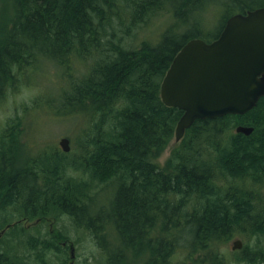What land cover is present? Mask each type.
Here are the masks:
<instances>
[{
    "label": "trees",
    "instance_id": "16d2710c",
    "mask_svg": "<svg viewBox=\"0 0 264 264\" xmlns=\"http://www.w3.org/2000/svg\"><path fill=\"white\" fill-rule=\"evenodd\" d=\"M9 1L12 13L0 30V99L38 60H51L69 81L70 119L83 124L65 177L60 153L16 165L20 118L8 123L0 135V231L19 235L22 218L67 214L101 244L98 264L130 257L143 264H263L264 97L243 115L195 120L167 159L159 158L182 115L160 98L173 58L187 41L215 39L230 15L264 7V0ZM217 12L212 34L206 25ZM163 15L172 21L156 42L129 46L127 38ZM239 125L253 132L236 133ZM89 177L115 179L107 204L86 191ZM104 219L115 233L108 242ZM53 235L65 238L59 230ZM236 235L255 239L257 248L245 245L230 262L219 246ZM34 239L25 240L30 249L48 248ZM3 248L0 264H13L10 247Z\"/></svg>",
    "mask_w": 264,
    "mask_h": 264
},
{
    "label": "rangeland",
    "instance_id": "374dc122",
    "mask_svg": "<svg viewBox=\"0 0 264 264\" xmlns=\"http://www.w3.org/2000/svg\"><path fill=\"white\" fill-rule=\"evenodd\" d=\"M11 13L12 6L10 1L0 0V30L4 26L3 24H5L6 16H10ZM219 16L220 13L217 12L206 25L207 30L212 34H215L220 26ZM171 21L172 17L169 15L152 18L147 25L141 26V28L135 32V36L127 38L128 43H130L129 46H136L142 40L156 42ZM17 83V87L9 89L6 95L0 99V135L5 133V128L8 123L14 122L15 118L19 117L21 122L19 129L22 131L19 134V139L14 144L16 165H30L36 158H38V160L41 159L44 153H48L49 156L60 153V160L62 162L59 163L68 165L70 162H73L77 157L75 139L79 137V135L81 136L80 131L83 122L81 117L72 120L70 119V114H68L69 109L67 108L65 100V93H67L69 89L68 79L63 78L60 72L49 61L38 60L33 70ZM35 101L37 102L35 103ZM61 138H69L71 148L68 153L64 152L58 145ZM180 141L176 142L174 137L171 139L159 158L161 163L167 159L171 149L176 147ZM52 149H54V151ZM24 153L26 155H23ZM29 153L31 155H29ZM31 160L32 162H30ZM62 175L67 177V167L63 170ZM86 181L88 185L86 191L91 195L98 193L96 200L99 201L101 205L107 204L113 197L114 187L116 185L115 179L99 183L97 179L93 180L89 177ZM34 220L20 223L21 227L25 229L26 224L34 223L32 229H26L29 230V232L24 231L26 233H31L32 236H29L30 234L16 235L13 233H5L0 238V240H2V242H0V252H5L4 246L7 250L10 247V252H18V254L26 253L25 262V258L19 257L18 259L17 257H13V261L17 264H98V262L102 260V246L95 239L96 237L90 231L91 229L88 230V228L79 227L69 215H60L59 217L52 215L45 217L43 220ZM103 226L104 229L109 231V235L107 232H101L104 235L107 234V236L102 237L103 240L108 242L114 239L115 233L112 224L104 222ZM57 230L65 236V238L59 237L60 241L67 242L68 246L66 251L58 246L61 250L55 251L54 257H52L51 253L47 254V249L43 247L40 248V245L38 246L39 252L37 254L34 249H30L29 246L25 244V240L29 241L30 237L50 243L54 240L53 233ZM56 238L58 237L56 236ZM238 239L242 240L243 246L247 245L252 248H257L255 239L251 240L247 236L236 235L231 240L219 246L220 252L223 253V256L227 255L229 261L236 255H240L239 252H233L231 250L233 241ZM98 240H101V238H98ZM69 245H71L73 249V260L69 259ZM22 248L28 249L20 250ZM243 248L244 247L241 249ZM39 257L41 258L39 259ZM141 261L142 260H137V257H130L127 258V262L123 264H143L144 262L141 263ZM203 264L205 263L203 262Z\"/></svg>",
    "mask_w": 264,
    "mask_h": 264
},
{
    "label": "water",
    "instance_id": "95a60500",
    "mask_svg": "<svg viewBox=\"0 0 264 264\" xmlns=\"http://www.w3.org/2000/svg\"><path fill=\"white\" fill-rule=\"evenodd\" d=\"M262 97L264 7L233 14L211 42L197 38L187 41L160 84L163 104L182 111L174 130L176 142L195 120L243 115ZM235 132L248 136L253 128L239 125ZM59 146L69 152V139L62 138ZM241 248V240L233 241L232 250ZM73 257L70 245V259Z\"/></svg>",
    "mask_w": 264,
    "mask_h": 264
},
{
    "label": "flooded vegetation",
    "instance_id": "af4514ba",
    "mask_svg": "<svg viewBox=\"0 0 264 264\" xmlns=\"http://www.w3.org/2000/svg\"><path fill=\"white\" fill-rule=\"evenodd\" d=\"M64 166V168L66 169V167H67V164H65V163H62L61 164V167L63 168V166ZM23 221H26V220H24V219H21L19 222L21 223V222H23ZM19 223V224H20ZM24 223V222H23ZM33 224L34 223H28V224H26L25 225V227H26V229H32L33 227ZM9 229V227L7 228V230ZM24 227H22V230L21 231H18V233L19 234H21V233H23L24 231H26V232H29V230H26ZM2 231V230H1ZM1 231H0V238L4 235V233L5 232H3L2 233V235H1ZM28 234H31V233H28ZM242 241V240H241ZM60 243V244H59ZM57 246H60L61 248H63V249H65V251L67 250V242L65 243V242H63V241H58L57 240V238H56V236L54 235V240L52 241V242H50L49 243V246H48V248H47V250H46V252H47V254H49V253H51L52 254V257H54V255H55V250H56V247ZM70 246V245H69ZM244 247V246H243ZM26 249H28V248H26ZM25 248H22V249H20V250H26ZM50 249V250H49ZM243 249H240V250H232L233 252H241ZM36 251V253L38 254V252H39V250H35ZM4 252V251H3ZM16 254H17V256H16ZM6 255H8V256H10V255H12V256H14V257H17L18 259H19V256L18 255H20V257H22V258H25L26 257V253H24V254H18L17 252H10L9 254H6ZM29 255V254H28ZM36 255V254H35ZM5 259H7V258H5ZM65 259V258H64ZM25 260H26V258L24 259V262H25ZM9 262V261H8ZM12 263L13 264H17L15 261H12Z\"/></svg>",
    "mask_w": 264,
    "mask_h": 264
},
{
    "label": "bare ground",
    "instance_id": "6f19581e",
    "mask_svg": "<svg viewBox=\"0 0 264 264\" xmlns=\"http://www.w3.org/2000/svg\"><path fill=\"white\" fill-rule=\"evenodd\" d=\"M255 8V7H254ZM251 9V8H250ZM164 16V15H163ZM231 16V15H230ZM228 17V16H227ZM203 39V38H202ZM207 40H209V39H207ZM128 47V46H127ZM133 47V46H132ZM131 48V47H130ZM40 57V56H39ZM45 59V58H44ZM25 60V59H24ZM45 61V60H44ZM47 61V60H46ZM51 61V60H50ZM49 61V62H50ZM48 62V61H47ZM41 70V69H40ZM46 71V70H45ZM22 76V75H21ZM34 76V75H33ZM18 78V77H17ZM30 78H31V76H30ZM13 81V80H12ZM9 82V81H8ZM14 83V82H13ZM13 86V85H12ZM6 92V91H5ZM3 94H4V92H3ZM66 98V97H65ZM14 123V122H13ZM25 124V123H24ZM230 126V125H229ZM23 127V126H22ZM248 127V126H247ZM230 128V127H229ZM15 132V131H14ZM85 132V131H84ZM186 132V131H185ZM251 135V134H250ZM80 136V135H79ZM89 136V135H88ZM18 139V138H17ZM69 139V138H68ZM81 139V138H80ZM83 142V141H82ZM48 144V143H47ZM78 144V143H77ZM50 145V144H49ZM52 145V144H51ZM59 145V144H58ZM85 145V144H84ZM23 146H25V145H23ZM202 147V146H201ZM59 149V148H58ZM57 149V150H58ZM39 150V149H38ZM53 151H54V149H52ZM77 151V150H76ZM80 151V150H79ZM25 152V151H24ZM47 152V151H46ZM62 152V151H61ZM81 152V151H80ZM16 153V152H15ZM19 153V152H18ZM82 153V152H81ZM50 154H52V153H50ZM23 155H26L25 153L23 154ZM29 155H31L30 153H29ZM35 155V154H34ZM53 155V154H52ZM70 155V154H69ZM42 156V155H41ZM28 157V156H27ZM31 157V156H30ZM58 158V157H57ZM4 159V158H3ZM23 159V158H22ZM59 159V158H58ZM263 159V158H262ZM41 161H42V159H41ZM52 161V160H51ZM57 161V160H56ZM79 161V160H78ZM60 162V161H59ZM44 163V162H43ZM49 165V164H48ZM61 165V164H60ZM50 166V165H49ZM63 166V165H62ZM68 166V165H67ZM64 168V167H63ZM166 168V167H165ZM65 169V168H64ZM61 170H63L62 168H61ZM264 171V170H263ZM259 173V172H258ZM257 174V173H256ZM63 176V175H62ZM118 176V175H117ZM225 176V175H224ZM228 177V176H227ZM59 178H61L60 176H59ZM224 179H226V178H224ZM236 179V178H235ZM113 180V179H112ZM218 181V180H217ZM62 182V181H61ZM226 182H227V180H226ZM237 182V181H236ZM245 182V181H244ZM240 183V182H239ZM126 184V183H125ZM230 185V184H229ZM221 186V185H220ZM233 187V186H232ZM261 187V186H260ZM235 189V188H234ZM246 189H247V187H246ZM237 190H239V189H237ZM260 191V190H259ZM83 192V191H82ZM238 192V191H237ZM253 192V191H252ZM258 193V192H257ZM234 194V193H233ZM264 195V194H263ZM253 196V195H252ZM262 196V195H261ZM261 196H260V194H259V197L261 198ZM254 197V196H253ZM257 197V196H256ZM97 198H95V200H96ZM262 199V198H261ZM71 200V199H70ZM66 202V201H65ZM85 202V201H84ZM94 202V201H93ZM96 203V202H95ZM86 204V203H85ZM63 205V204H62ZM77 205V204H76ZM99 205V204H98ZM85 207V206H84ZM83 207V208H84ZM105 207V206H104ZM85 209V208H84ZM97 209V208H96ZM102 210V209H101ZM187 214V213H186ZM61 215V214H60ZM63 215H65V214H63ZM101 216V215H100ZM91 218V217H90ZM23 219V218H22ZM27 220V219H26ZM104 222H106L105 221V219H104ZM14 223V222H13ZM16 223H17V221H16ZM20 223V222H19ZM10 224V223H9ZM8 224V225H9ZM13 225V224H12ZM15 225V224H14ZM16 227V226H15ZM18 227H20V226H18ZM10 228V227H9ZM264 231V230H263ZM235 232V231H234ZM239 232V231H238ZM60 235V234H59ZM22 238V237H21ZM180 241H178L177 242V245H178V243H179ZM66 243V242H65ZM213 243V242H212ZM60 244V243H59ZM213 245V244H212ZM181 246V245H180ZM183 246H184V243H183ZM217 246V245H216ZM215 248V247H214ZM50 250V249H49ZM212 250H214L213 248H212ZM211 250V252H213ZM17 251V250H16ZM1 253V252H0ZM18 253V252H17ZM217 254H218V252H217ZM222 255V254H221ZM236 255V254H235ZM16 256H17V254H16ZM19 257H20V255H18ZM223 257V256H222ZM258 257V256H257ZM210 258V257H209ZM217 258V257H216ZM219 259V258H218ZM248 259V258H247ZM10 260V259H9ZM207 260V259H206ZM215 261V260H214ZM213 261V262H214ZM231 262V261H230ZM233 262V261H232ZM201 264H203V263H201ZM209 264H210V262H209ZM244 264V263H243Z\"/></svg>",
    "mask_w": 264,
    "mask_h": 264
}]
</instances>
